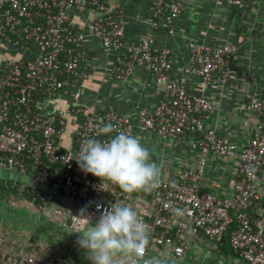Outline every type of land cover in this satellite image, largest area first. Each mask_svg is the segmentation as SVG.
<instances>
[{"label": "built area", "instance_id": "2783aa9c", "mask_svg": "<svg viewBox=\"0 0 264 264\" xmlns=\"http://www.w3.org/2000/svg\"><path fill=\"white\" fill-rule=\"evenodd\" d=\"M185 1L153 0L158 23L171 28ZM251 1L227 3L246 9ZM81 4L91 5L100 14L87 33L98 35L106 49L116 52V78L125 80L138 63L162 86L159 105L139 110L141 127L174 139H195L194 166L180 171L174 181L161 178L152 191L125 193L85 174L75 160L82 144L90 137H108L100 135L95 121L88 119L77 131L76 149H65L59 142L66 127L64 118L45 115L36 107L39 93L57 94L83 78L78 68L84 59L85 35L68 23L69 12ZM124 36L125 21L118 11H109L107 0H0V42L38 48L35 57L14 58L0 71V168L29 179L23 182L0 175L3 187L18 194L2 201L12 207L17 199L32 202L58 232L52 242L30 232L14 236L13 230L0 224V264H89L75 243L79 234L70 233L72 214L87 206L88 213L98 217V206L114 202L137 211L149 233L148 255L159 257L158 264L181 260L196 245L222 252L221 243L229 230L235 264H264V203L259 201L256 182L264 168V91L249 97L246 108L258 118L257 131L246 146L239 147L214 130L203 129L213 103L172 76L173 60L167 50H156L147 40L125 45ZM233 52L229 43L212 47L193 41L185 71L207 82L216 81L218 72L227 75ZM103 122L113 126L115 135L121 131L131 134L123 115L107 112ZM209 155L236 160L232 197L223 198L203 188Z\"/></svg>", "mask_w": 264, "mask_h": 264}, {"label": "crops", "instance_id": "0c3cea01", "mask_svg": "<svg viewBox=\"0 0 264 264\" xmlns=\"http://www.w3.org/2000/svg\"><path fill=\"white\" fill-rule=\"evenodd\" d=\"M107 5L109 11H118L125 21V45L147 40L154 49L167 50L173 60L172 76L189 91L203 95L213 103L203 129L214 130L239 147L246 146L254 137L258 123V118L246 106L251 94L264 91V0H252L246 9L230 6L227 0H186L171 28L158 23L160 17L155 15L153 0H107ZM99 15L89 4H81L69 12L70 27L85 35L82 41L84 59L78 68L83 78L57 94L39 93L36 107L45 115L64 118L66 127L59 142L70 150L76 149L77 131L88 119L94 120L100 128L105 113L123 115L129 122L131 135L141 138V143L150 151L151 160L160 166L161 178L174 181L180 171L192 168L196 163L195 139L192 136L174 139L141 127L139 110H152L159 105L164 95L162 86L138 63L132 65L125 80L116 78V52L106 49L98 35L87 33ZM193 41L212 47L227 43L234 46L226 76L218 72L216 81L207 82L198 75L186 73ZM36 55L38 48L35 45L25 47L1 41L0 71H5L6 64L14 58ZM236 174V160L209 155L203 188L230 198L235 192ZM0 175L17 181L29 180L25 174L2 168ZM256 182L259 201L264 203V168L257 173ZM20 201L23 200L17 199L16 205ZM23 202L30 206L19 204L14 208L0 204V224L13 230L14 236L30 232L55 242L57 227L37 210L35 204ZM13 216L28 218V221L18 224ZM170 264H235V260L232 253L209 252L196 245L181 260Z\"/></svg>", "mask_w": 264, "mask_h": 264}, {"label": "clouds", "instance_id": "9594fccd", "mask_svg": "<svg viewBox=\"0 0 264 264\" xmlns=\"http://www.w3.org/2000/svg\"><path fill=\"white\" fill-rule=\"evenodd\" d=\"M111 124H102L99 133L107 140L87 138L75 160L85 174L118 186L125 193L152 191L161 183V168L151 160L139 136L126 132L110 135ZM99 216L88 213L87 206L73 215L75 243L86 254L89 264H158L149 256L150 237L132 207L119 202L97 207Z\"/></svg>", "mask_w": 264, "mask_h": 264}, {"label": "trees", "instance_id": "16d2710c", "mask_svg": "<svg viewBox=\"0 0 264 264\" xmlns=\"http://www.w3.org/2000/svg\"><path fill=\"white\" fill-rule=\"evenodd\" d=\"M12 195L18 197L17 192H13L12 190L6 189L2 185V181H0V200L8 202L9 198ZM19 197H21V196H19ZM29 198H30L29 200H32L35 203H37V201H35L34 198H32V197H29ZM230 232H231L230 230L227 231V233H226V235H225V237H224V239H223V241L221 243V249H222V252H224V253L227 252V253H232L233 255H235L234 250H233V248L231 247V244H230Z\"/></svg>", "mask_w": 264, "mask_h": 264}, {"label": "rangeland", "instance_id": "374dc122", "mask_svg": "<svg viewBox=\"0 0 264 264\" xmlns=\"http://www.w3.org/2000/svg\"><path fill=\"white\" fill-rule=\"evenodd\" d=\"M3 203V201H1L0 200V204H2ZM20 204V206L21 207H28V206H30L28 203H26V202H23V201H20L19 203H18V205ZM18 205H16V206H18ZM14 208H16V207H14ZM18 209V208H17ZM1 215V214H0ZM2 215H5V213H2ZM13 220H15V222H18V224L19 223H21V222H24V221H28V218L26 219V218H24V217H20V216H13ZM58 250V249H57Z\"/></svg>", "mask_w": 264, "mask_h": 264}, {"label": "flooded vegetation", "instance_id": "af4514ba", "mask_svg": "<svg viewBox=\"0 0 264 264\" xmlns=\"http://www.w3.org/2000/svg\"><path fill=\"white\" fill-rule=\"evenodd\" d=\"M74 248V247H73ZM82 251V250H81ZM83 253V252H82ZM83 257L85 258V255H83ZM86 259V258H85Z\"/></svg>", "mask_w": 264, "mask_h": 264}]
</instances>
